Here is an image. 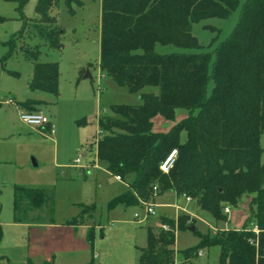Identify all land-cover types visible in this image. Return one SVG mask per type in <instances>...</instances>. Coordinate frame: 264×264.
Segmentation results:
<instances>
[{
    "label": "trees",
    "instance_id": "1",
    "mask_svg": "<svg viewBox=\"0 0 264 264\" xmlns=\"http://www.w3.org/2000/svg\"><path fill=\"white\" fill-rule=\"evenodd\" d=\"M3 1L15 3L22 16L28 0ZM57 3L37 0L35 5L34 31L51 50L62 47L63 32L51 14ZM65 3L70 13L72 3L81 5L79 0ZM238 4L239 0H100L101 75L129 93L157 89V93H140L137 105H112L111 116L97 119L96 159L127 184L107 207L150 203L156 187V195L170 191L189 197L216 222H226L224 207L235 206L244 194L253 195L242 229L197 233V245L180 251L184 260L196 256L200 248L217 246V264H264V165L259 160V137L264 132V0H244L235 27L210 52H195L201 46L191 34L193 23L225 19ZM25 25L7 43L10 49ZM157 45L182 51L161 54L155 51ZM22 50L33 63L29 87L57 96V64L39 62L37 47ZM42 105L32 100L18 104L27 112ZM175 109L186 110L187 116L166 132H154L152 119L160 115L173 120ZM41 129L50 133L51 126ZM171 150L176 157L163 173L160 165ZM93 210L83 205L69 224L92 220ZM53 216V188L13 187L14 223L51 224ZM193 220L179 214L176 219H161L167 230L147 227L146 246L137 248L136 263L174 264L175 232L188 229ZM1 237L0 225V241ZM87 242L92 247V227ZM37 264L55 261L50 257Z\"/></svg>",
    "mask_w": 264,
    "mask_h": 264
},
{
    "label": "rangeland",
    "instance_id": "2",
    "mask_svg": "<svg viewBox=\"0 0 264 264\" xmlns=\"http://www.w3.org/2000/svg\"><path fill=\"white\" fill-rule=\"evenodd\" d=\"M79 1L80 6L71 4V13L65 0H58L51 10L63 32L60 50H51L34 31L37 0L26 2L22 16L15 3L0 0V222L5 219L12 222L14 186L51 187L54 191L53 222L56 224L76 218L83 205L93 206L92 248L97 264H137L135 247L146 246V228L156 227L162 218H174L177 205L184 207L195 219L191 226L196 233L189 229L175 232L174 264H217V246L200 248L201 255L188 260L182 258L180 251L197 245V233L212 235L217 232L212 230L215 227L239 229L243 219L250 214L248 205L252 194L242 195L236 205L230 207L226 222H216L195 202L177 198L169 192L154 195L150 202L156 214L153 217L146 216L143 207V203L149 201H139L138 206L107 207L123 187L112 181L104 171V164L88 152V145L99 135L97 119L111 116L112 105H137L140 93H157V89L145 87L133 94L125 87L117 86L111 78L100 75V0ZM243 1L239 0L237 8L225 19L209 18L192 24L191 34L201 46L195 52L212 51L231 33ZM23 22L26 25L22 36L15 38L14 47L10 49L7 43L18 34ZM24 47H37L39 62L57 64V96L29 87L33 63L26 58ZM155 51L164 54L182 50L171 45H157ZM87 72L90 78L83 79ZM211 87L209 83L207 93ZM27 100L43 102L41 113L51 123V134L39 132L20 120L23 111L18 104ZM186 116L184 109H175L173 120L156 115L152 119V130L166 132ZM184 139L185 133L181 132L179 141ZM259 146V160L264 165V132L259 137ZM78 156L80 167L90 165L85 171L70 167ZM134 215H138V219ZM8 228H5L8 234H19Z\"/></svg>",
    "mask_w": 264,
    "mask_h": 264
},
{
    "label": "crops",
    "instance_id": "3",
    "mask_svg": "<svg viewBox=\"0 0 264 264\" xmlns=\"http://www.w3.org/2000/svg\"><path fill=\"white\" fill-rule=\"evenodd\" d=\"M41 107L39 108V112H43L41 110ZM36 129H39V132L43 131L41 128ZM87 149L88 152L92 153V155L96 158L94 144H89ZM76 159H79V156L73 159L72 165H70V167L80 171H85L90 167V165L87 164H84L82 167H80V161L78 164H75L74 161ZM104 169L108 177L112 178V181L121 183L120 185H122L123 187L120 193H118L116 196L126 191V182L122 180H116L115 176H112L106 170L105 165ZM167 192L175 195L174 192ZM189 201L193 200L189 199ZM175 209L177 210V212H175V216L172 219H176V217L181 213L189 215L184 207H179L176 205ZM247 216L243 219L242 226L239 229L234 230H240L243 228V224ZM69 221L70 220H67L59 224H56L54 222L51 224H22L14 223L13 221L10 223V221H6L5 219L3 222H0L2 228V237L0 241V264H25L27 260H30L32 263L37 264L45 259H49L50 257L54 258L55 264H97L96 256L93 253V248L90 247L87 242V233L89 228L92 227L94 229L93 219H86L83 222L74 224H69ZM7 226L9 227L8 230L10 232L19 234H8L7 229H5ZM213 229H215L216 231L228 230L227 227L224 229L215 227ZM137 248L138 247H135L136 251Z\"/></svg>",
    "mask_w": 264,
    "mask_h": 264
},
{
    "label": "built area",
    "instance_id": "4",
    "mask_svg": "<svg viewBox=\"0 0 264 264\" xmlns=\"http://www.w3.org/2000/svg\"><path fill=\"white\" fill-rule=\"evenodd\" d=\"M20 120L27 126L34 127V128H43L45 125H48V124L50 125L49 120L41 112H24L23 111L20 114ZM50 133H51V130H50ZM175 157H176V151L171 150V152L168 154V156L165 158V160L160 165V170L163 173H167L168 170L172 167ZM79 161H80L79 159H76L74 162L75 164H78ZM115 179L118 181L121 180L118 176H116ZM153 190H154L153 194L156 195V187H154ZM182 197H184L186 200H189V197H185V196H182ZM143 207L145 208L146 216H150V217L155 216L153 205H151L150 203H143ZM223 212L227 215L229 213V207H224ZM134 218L138 219V215H134ZM156 227L163 229V230L168 229L167 225L163 223L158 224ZM212 230L215 231V229H212ZM251 230L254 234L258 233V229L254 225L252 226ZM200 255L201 253L198 252L197 256H200Z\"/></svg>",
    "mask_w": 264,
    "mask_h": 264
},
{
    "label": "water",
    "instance_id": "5",
    "mask_svg": "<svg viewBox=\"0 0 264 264\" xmlns=\"http://www.w3.org/2000/svg\"><path fill=\"white\" fill-rule=\"evenodd\" d=\"M86 78H90V75H89L88 72L83 76V79H86ZM28 85H29V84H28ZM188 229H189L190 231H192V232H194V230H195L194 227H192V226L189 227Z\"/></svg>",
    "mask_w": 264,
    "mask_h": 264
}]
</instances>
